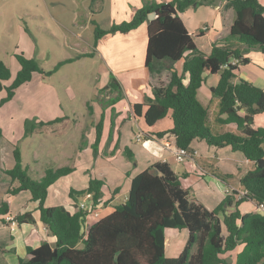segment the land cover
Instances as JSON below:
<instances>
[{
	"label": "trees",
	"instance_id": "trees-1",
	"mask_svg": "<svg viewBox=\"0 0 264 264\" xmlns=\"http://www.w3.org/2000/svg\"><path fill=\"white\" fill-rule=\"evenodd\" d=\"M196 4L197 0H172L166 4L143 0L130 21L113 24L107 30L95 24L94 47L106 35L126 34L147 24L144 68L156 75L168 71L170 78L166 85L152 88V97L144 96L143 103L132 106L134 117L142 118L148 129L146 138L171 140L175 149H184L190 157L194 154L191 143L196 139L209 147H230L232 152L241 153L250 165L237 177L245 194L235 201L234 197L239 196L237 191L225 194L223 201L209 211L190 200L188 190L181 187L179 177L167 163L157 162L132 179L124 204L115 207L110 215L97 219L82 209L71 214L63 206L46 207L45 201L48 189L74 169L50 167L41 178L33 179L22 166L19 149L14 146V166L2 170L11 179L7 197L29 192L30 202L37 205L39 221L55 238L53 248L47 243L28 247L29 259L19 260L18 264H229L225 256L240 246L234 264H264V213L259 211V206L264 205V128H252L254 117L264 114V90L237 78L239 66L248 62L242 57L245 52L258 51L264 59V6L259 0H226L224 9L233 14L228 35L215 42L206 55L196 47L180 19L185 10ZM151 13L156 17L149 21ZM15 59L19 70L9 86H6L9 69L0 60V92H6L0 107L33 74H43L34 59L22 53L15 54ZM71 61L58 63L46 74L51 75ZM233 61L236 65H232ZM179 62H182L180 72L175 68ZM218 73L219 81L210 90L219 101L216 122L232 125L234 129L215 134L207 121L208 108L199 101L197 93L208 75ZM108 88L116 93L107 102L112 106L122 98L120 86L112 75L107 88L101 91ZM102 116L95 127L92 145L96 157ZM167 116L172 119L171 128L151 132ZM50 124L26 122L25 136ZM126 156L131 158L128 151ZM214 175L222 182L232 179L218 170ZM102 186V181L91 179L85 190L71 189L68 197L78 203L80 197L88 196L95 210ZM241 204L249 205L250 209L241 211ZM7 211L8 203L3 201L0 215H6ZM15 220L21 224L32 222L33 218L30 213H23L17 214ZM167 230L187 233L177 257L166 253Z\"/></svg>",
	"mask_w": 264,
	"mask_h": 264
},
{
	"label": "crops",
	"instance_id": "crops-1",
	"mask_svg": "<svg viewBox=\"0 0 264 264\" xmlns=\"http://www.w3.org/2000/svg\"><path fill=\"white\" fill-rule=\"evenodd\" d=\"M14 1L0 0V9L2 5L8 7L9 10L7 9L6 11L12 15L14 13ZM149 1L166 4L172 0ZM225 1L197 0L198 4L185 10L180 15V19L194 44L206 55L210 54L212 45L215 42L228 35L233 14L229 9H224ZM259 2L264 6V0H259ZM142 3L143 0H101L92 4H96L97 11L95 14L104 10L107 11L111 26L130 21L135 11L142 6ZM21 8L19 6L17 11H15L18 18L22 16ZM15 19V17L0 16V36H8V38L11 36ZM203 25L208 26L207 31H201L200 28ZM18 30L20 31V27ZM110 36L111 38H109ZM128 39L130 40V45H128V50H125L124 53L123 50L113 48L118 41L122 43L123 40ZM105 42L107 43L106 47ZM146 43L147 24L145 23L129 33H116L113 36L106 35L98 40L96 47H94L95 56L98 55L110 59L103 72H110L116 79L121 89L122 98L112 105L113 107L108 106V100L114 97L116 93L109 88L103 91L104 93L107 92L108 96L101 102H106L103 104L108 108L103 113L98 156L91 169L90 167L93 164L91 145L95 141V127L100 120V115L98 114L99 108L96 106L97 104L90 103V105H87L90 110L89 117L92 119V123L83 127L82 135L76 142H73L80 148L77 152L72 150L73 153L61 151L60 155L53 157L54 161L51 160V165H55V167L51 168L69 167L74 163V171L56 181L48 189L45 201L46 207L63 206L71 214L77 212L81 202L80 200L78 203L73 202L68 197L69 190H85L89 181L96 179L103 182L101 187L102 196L95 208L96 218H104L110 215L115 207L124 204L132 179L139 173L148 170L157 162L167 163L179 177L181 187L188 190L190 200L202 205L209 211L221 203L226 189H233L238 192L242 190L237 183V177L240 172L248 170L250 165L241 153L232 152L230 147H209L204 141L196 139L191 143V147L194 150L192 157L185 159L182 163H177L173 155L175 148L171 140L155 141L149 139L148 145H141V142L135 140L136 134H142L146 137L145 133L148 129L142 118L134 117L132 106L143 103L144 96L152 97V88L166 85L170 78L168 71H162L156 75L150 74L144 68ZM138 45L139 47L137 48L136 46ZM134 52H136V56L141 53L144 54L143 60L141 59V64L138 66L136 60L138 57L134 56ZM122 55L125 57L123 60L120 58ZM242 57L247 59L248 62L239 66L237 78L264 90V59L261 53L251 50L245 52ZM181 67L182 62L175 65L178 72L181 71ZM219 78V73L208 75L205 83L197 93L199 101L208 108L207 121L215 134L233 131L234 129L232 125H220L216 122L219 101L211 94L210 90L217 85ZM108 82L100 89L107 88ZM99 96L101 97L102 94H99ZM259 115L254 117L253 129L264 128L261 123L259 125L261 127H255V122ZM93 118H95L94 121ZM68 122L69 119H65L58 127H61V129L68 127ZM171 126L172 119L167 116L156 123L151 132L165 131L170 129ZM41 131L38 130L36 132ZM45 131H47L46 128ZM51 132L53 133L54 131ZM71 137L72 134L67 131H58L54 134L55 142L53 146L65 145L66 141L71 139ZM134 140L140 145L134 144ZM13 151L14 146L11 150L9 148L5 150L0 147V204L3 201L8 203L7 214L4 216L0 215V264H18L19 260H28V247L37 248L42 243H47L52 248L55 246V238L50 235L46 227L39 221V213L36 210L37 205L30 202L31 194L23 191L13 197H7L11 179L2 170H9L14 166V158L13 163L10 158V153L13 157ZM126 151L131 156L130 159L126 156ZM100 154H103V156L101 157ZM75 157H77L76 161ZM215 170H218L221 174L231 175L232 179L228 182H222L215 177ZM43 174L44 171L39 173L37 179L41 178ZM89 204H86V206ZM249 209L250 206L248 205L247 210ZM23 213H30L33 221L15 226L5 221L6 216H16ZM165 237L167 255L177 257L185 244L187 233L185 231L167 230ZM241 248L240 246L225 256V258L228 257L227 259L231 260L230 264H234L235 256Z\"/></svg>",
	"mask_w": 264,
	"mask_h": 264
},
{
	"label": "rangeland",
	"instance_id": "rangeland-1",
	"mask_svg": "<svg viewBox=\"0 0 264 264\" xmlns=\"http://www.w3.org/2000/svg\"><path fill=\"white\" fill-rule=\"evenodd\" d=\"M14 2L13 16L7 13L8 7L2 5L0 9V16L16 18L13 21L11 36L9 38L0 36V60L10 72L6 86L12 83L19 70L15 54L22 53L25 57L34 59L43 74H33L31 80L17 88L13 98L0 107L2 132L0 147L5 150L8 148L11 150L13 146L17 147L22 166L28 169L31 178L37 179L39 173L49 167H55L51 165V160L54 161L61 151L67 153H73L72 150L78 151L80 146L73 142L82 135V128L92 123L87 105L97 104L100 116H104L103 113L108 108L103 104L106 102H101L108 93L102 92L100 87L109 81L108 78L112 75L108 71L103 72L110 59L95 56L93 31L95 24L100 29H109L110 21L106 10L95 14L96 4H92L90 0H15ZM19 6L22 7L20 18L16 17L15 12ZM128 45H130L129 39L123 40L122 43L118 41L113 48L123 50L124 53L128 50ZM136 47L138 48L139 45ZM84 54L91 56H83ZM133 54L136 56V52ZM136 57H138L136 59L138 66L144 54L141 53ZM120 58L123 60L125 57L122 55ZM66 60L72 61L61 65L51 75L46 74L58 63ZM99 94L102 96L100 97ZM5 96V90L0 92V102ZM65 119H69L68 127L59 128V124ZM26 122L32 124L52 122V124L38 127L33 134L25 136ZM260 123L264 127V115L257 116L255 127H261ZM38 130L42 131L36 132ZM58 131H67L72 137L65 145L53 146L54 134ZM134 144L140 145L136 141ZM100 156L102 157L103 154ZM91 157L93 164L90 169L97 158L93 150ZM10 158L13 163L11 153ZM73 165L74 163L69 167L73 168ZM79 200L85 204L90 203L86 197H80ZM235 200H238V197H234ZM239 209L247 210L248 205L241 204Z\"/></svg>",
	"mask_w": 264,
	"mask_h": 264
},
{
	"label": "built area",
	"instance_id": "built-area-1",
	"mask_svg": "<svg viewBox=\"0 0 264 264\" xmlns=\"http://www.w3.org/2000/svg\"><path fill=\"white\" fill-rule=\"evenodd\" d=\"M201 31H207L208 26L203 25L201 28ZM232 65H236V61L232 62ZM135 140L137 142H141L143 145H146L149 143V139L146 138L144 135L142 134H136L135 136ZM173 155L175 158V161L177 163H182L185 161V159L189 158L190 156L187 155V152L184 149H174L173 150ZM233 189H226L225 194L231 195L233 193ZM238 192V191H237ZM239 196L236 197H240V195H244L245 191L242 189L241 191L238 192ZM88 197V196H87ZM86 197V198H87ZM88 199V198H87ZM79 209H82L84 211H86L88 214H93V216L97 217L96 211L92 208L91 204H89L88 206H86L85 202H81L78 206ZM259 211L264 213V205H260L259 206ZM5 221L10 223L11 225L15 226L17 225V221L15 220V216H6Z\"/></svg>",
	"mask_w": 264,
	"mask_h": 264
},
{
	"label": "water",
	"instance_id": "water-1",
	"mask_svg": "<svg viewBox=\"0 0 264 264\" xmlns=\"http://www.w3.org/2000/svg\"><path fill=\"white\" fill-rule=\"evenodd\" d=\"M166 10H168V8H165ZM156 17V14L155 13H151L148 15V20L151 21L153 20L154 18ZM227 262L230 264L231 263V260L228 259Z\"/></svg>",
	"mask_w": 264,
	"mask_h": 264
},
{
	"label": "bare ground",
	"instance_id": "bare-ground-1",
	"mask_svg": "<svg viewBox=\"0 0 264 264\" xmlns=\"http://www.w3.org/2000/svg\"><path fill=\"white\" fill-rule=\"evenodd\" d=\"M146 145H148V144H146Z\"/></svg>",
	"mask_w": 264,
	"mask_h": 264
}]
</instances>
